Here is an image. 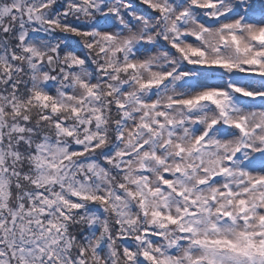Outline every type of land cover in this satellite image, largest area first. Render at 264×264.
<instances>
[{
    "label": "snow or ice",
    "instance_id": "obj_1",
    "mask_svg": "<svg viewBox=\"0 0 264 264\" xmlns=\"http://www.w3.org/2000/svg\"><path fill=\"white\" fill-rule=\"evenodd\" d=\"M0 264H264V0H0Z\"/></svg>",
    "mask_w": 264,
    "mask_h": 264
}]
</instances>
